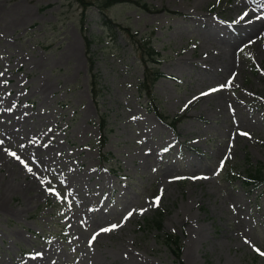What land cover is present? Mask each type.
Returning a JSON list of instances; mask_svg holds the SVG:
<instances>
[{"label":"rangeland","instance_id":"374dc122","mask_svg":"<svg viewBox=\"0 0 264 264\" xmlns=\"http://www.w3.org/2000/svg\"><path fill=\"white\" fill-rule=\"evenodd\" d=\"M139 1L0 0V264H264V0Z\"/></svg>","mask_w":264,"mask_h":264},{"label":"trees","instance_id":"16d2710c","mask_svg":"<svg viewBox=\"0 0 264 264\" xmlns=\"http://www.w3.org/2000/svg\"><path fill=\"white\" fill-rule=\"evenodd\" d=\"M78 1L82 4L84 9H86L90 4H96L100 8L101 11L104 10V7H106L110 4L120 3V2H132L135 4H140V6L146 10H150V8H151L146 2H141L139 0H92V1L78 0ZM152 9H155V8L152 7ZM165 10H168V9H165ZM175 13H178V12H175ZM127 30H129V29H127ZM86 42H87L88 50H90L89 46L92 43L91 39L87 38ZM148 43H149V41L146 42L145 44L148 45ZM140 46H141V49L144 50V51H142L141 58H142V60L145 61V63H148V61L145 59V53L148 54L151 62L157 63L158 61H160V59L158 58V56L160 55L159 51H156L151 45L145 47L141 44ZM146 67H147V65H146ZM151 68H152V70H150V69L148 70V68L145 69V78H144L143 82L140 84V91H141V93H145V90H146L148 92L149 97H150L149 100L154 102L155 97L152 93L153 84L156 82V80L159 78V76L164 75V73L159 71L158 69H155V67L153 68L152 65H151ZM149 71L154 72L153 75H152V73L150 74ZM94 88H96V87H94ZM150 106L152 107V110L155 112L156 116L162 122L171 126L174 130L176 128V124L183 119V116L169 117V116L165 115L161 110L158 109L156 104L154 106L150 104ZM106 120H107L106 115L101 114L100 126L103 129L107 125ZM105 139H106V137L103 134V136L101 137V144L102 145L104 144ZM111 158H112V154L109 152L108 153L103 152L100 155L101 163H105V162L109 161ZM263 169H264V165H256L255 167L250 166L247 169L246 179L244 180V183L246 185H250L252 188L261 186L264 183ZM145 222H147V224L159 229L160 230L159 238L161 239V241L165 242V244L168 246V248L177 256V258L180 257V254L182 251V243L180 241V238L178 235H176L174 233H167L164 231L161 232V230H162V215H161V213H158L156 216H154L152 218L147 217Z\"/></svg>","mask_w":264,"mask_h":264},{"label":"snow or ice","instance_id":"6c2138e0","mask_svg":"<svg viewBox=\"0 0 264 264\" xmlns=\"http://www.w3.org/2000/svg\"><path fill=\"white\" fill-rule=\"evenodd\" d=\"M247 16H248V14H247V13H244V17H247ZM2 75H3V74L0 73V76H2ZM5 83H6V82H5ZM212 91H215V89H213ZM205 94H206V93H202V95H205ZM241 134H242V135H245V136L248 135V133H241ZM2 143H3V141H0V144H2ZM45 146H47V145H45ZM11 155H12L13 157H15L17 160L20 159V157L17 156L16 153H11ZM21 163H23V161H21ZM25 167H27V165H25ZM27 170H28L29 172L32 171L31 168H28ZM49 191L51 192L52 189H49ZM54 194L57 195V196L61 195L60 193H54ZM159 200H160V198H159V197H156V199H155V201H154V203H155L157 206L159 205ZM134 211H135V210L129 211L128 214H127V216L124 217V219L126 220V219H128L129 217H131V216L133 215ZM144 211H145V209H141V210H140V214H143ZM118 227H120V225H118V224H112L110 227H107V228H101L100 231H101V232H111V231L117 229ZM97 235H98V233H97ZM95 239H96V235H94V236L92 237V241H95ZM261 255H264V253H261Z\"/></svg>","mask_w":264,"mask_h":264},{"label":"bare ground","instance_id":"6f19581e","mask_svg":"<svg viewBox=\"0 0 264 264\" xmlns=\"http://www.w3.org/2000/svg\"><path fill=\"white\" fill-rule=\"evenodd\" d=\"M247 2L250 5V9H249L250 11L249 12H253L258 8L255 0H247Z\"/></svg>","mask_w":264,"mask_h":264}]
</instances>
